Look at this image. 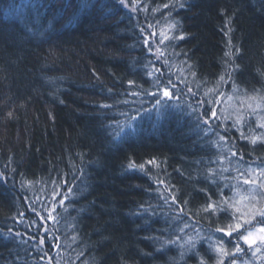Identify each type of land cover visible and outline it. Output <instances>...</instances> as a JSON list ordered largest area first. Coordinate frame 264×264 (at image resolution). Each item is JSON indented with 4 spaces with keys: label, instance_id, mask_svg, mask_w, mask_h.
I'll list each match as a JSON object with an SVG mask.
<instances>
[{
    "label": "trees",
    "instance_id": "1",
    "mask_svg": "<svg viewBox=\"0 0 264 264\" xmlns=\"http://www.w3.org/2000/svg\"><path fill=\"white\" fill-rule=\"evenodd\" d=\"M263 115L264 0H0V264L254 260Z\"/></svg>",
    "mask_w": 264,
    "mask_h": 264
},
{
    "label": "rangeland",
    "instance_id": "2",
    "mask_svg": "<svg viewBox=\"0 0 264 264\" xmlns=\"http://www.w3.org/2000/svg\"><path fill=\"white\" fill-rule=\"evenodd\" d=\"M260 107L262 108V106ZM260 107L257 105L253 106L254 109H259ZM249 108L251 109V104H249ZM260 125L264 129V115ZM262 140L264 141V136ZM250 173L253 179L250 182L252 191L250 190L251 193L248 199L246 196L240 197L241 210L244 211L242 215L243 222H239V227L237 226L236 228H243L242 234L238 233L242 243L241 247L250 252L251 255H254L252 257H255V259L251 260L248 258L243 261L241 258H237L238 260L232 264H264V261L256 257V254L264 249V218L262 217L264 215V168L256 171L252 170ZM260 219H262L261 224H256V221L259 222L258 220ZM245 225H247V228L244 230ZM236 254L241 255L242 252L237 251Z\"/></svg>",
    "mask_w": 264,
    "mask_h": 264
}]
</instances>
